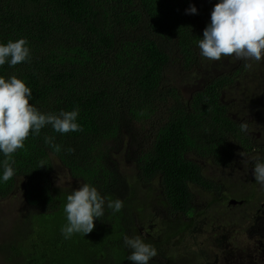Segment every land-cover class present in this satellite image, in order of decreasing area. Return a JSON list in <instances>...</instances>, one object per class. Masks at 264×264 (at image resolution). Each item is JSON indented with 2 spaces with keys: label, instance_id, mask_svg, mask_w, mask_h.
Instances as JSON below:
<instances>
[{
  "label": "trees",
  "instance_id": "16d2710c",
  "mask_svg": "<svg viewBox=\"0 0 264 264\" xmlns=\"http://www.w3.org/2000/svg\"><path fill=\"white\" fill-rule=\"evenodd\" d=\"M217 2L0 0V42L26 38L31 50L30 61L15 67L6 63L0 67V75H16L24 80L32 89L30 103L41 112L58 114L60 110L79 108L78 123L82 127V131L61 134L48 125L39 135L30 133L24 148L12 156L14 177L0 182V198L17 186L23 189L30 211L21 227L27 234L35 228L37 238L42 240L38 246L32 244L24 264H133L127 260L132 250L124 245L125 235H139L158 253L167 249L177 234L182 235L193 226L191 219H178L176 230L167 233L164 242L156 228L140 227L141 215L148 217L143 219L147 223L155 216L154 211L146 215L147 204L141 197L142 207L134 209L131 202L137 196L135 185L147 188L146 193L156 188L157 195H152L159 205L163 189L165 202L173 213L192 209V185L199 192L218 195L222 187L218 188L213 179L218 174L224 178L225 171L213 176L202 173L199 163L187 159L186 153L196 151L201 157L210 158L214 166L227 164L233 154L232 143L244 138L233 117L239 113L235 105L220 99L223 82L218 77L210 78L189 96L181 88L185 81L198 84L212 71L236 79L231 72L242 69L241 64L237 69H222L221 62L234 56L210 61L200 55L198 41ZM190 4L197 7L198 14L185 13ZM211 64L216 65L211 68ZM172 66L178 70L175 81L168 77ZM156 113L160 115L158 122L144 135V139L151 137L150 145L135 150L136 136L127 142L121 158L133 164L135 177L127 176L112 154L122 142L121 136L129 134L131 123L148 121ZM53 157L80 186H95L106 204L108 200H122V210L113 214L105 205V214L94 221L91 233H77L65 239L61 233L67 223L64 206L67 196L76 189L54 185ZM4 160L0 154V173ZM211 207L217 212L212 219L216 227L235 216L226 209L217 211L218 205ZM137 212L141 214L139 220L134 217ZM50 219L47 235L51 237L45 238L37 222ZM22 228L18 233L26 237ZM248 235L229 237L222 246H231L237 255L240 246L251 241ZM81 246L87 251L86 257H72L75 250L82 252ZM21 247L25 250L23 244ZM155 257L150 264H163ZM223 259L224 264H237L231 257ZM197 264H213L212 257Z\"/></svg>",
  "mask_w": 264,
  "mask_h": 264
},
{
  "label": "clouds",
  "instance_id": "9594fccd",
  "mask_svg": "<svg viewBox=\"0 0 264 264\" xmlns=\"http://www.w3.org/2000/svg\"><path fill=\"white\" fill-rule=\"evenodd\" d=\"M185 13L198 14V9L190 4ZM198 48L201 57L210 61L234 56L233 59L223 61L232 63L235 58L238 59L242 69L234 75L237 80H244V69L250 72L254 64H258L256 62L264 61V0H218L211 12V21L198 41ZM30 59L31 50L26 38L0 42V67L6 63L9 67H15ZM239 71H243L242 74L238 75ZM32 98V89L24 80L16 75L8 78L0 75V154L5 157L0 182H7L14 177L16 170L12 156L17 150L24 148L30 133L39 135L41 129L48 125L61 134L82 131L78 123L79 108L71 111L60 110L58 114L44 113L30 103ZM241 130L247 131L246 123L241 124ZM56 150H60L59 146H56ZM186 156L187 159L190 158L189 152ZM252 174L255 181L264 184V159L254 161ZM105 205L115 214L122 210L123 201L117 198L108 200L106 204L105 197L95 186L88 183L73 190L67 196L64 206L67 221L61 228L64 238L70 239L77 233L83 236L91 233L95 227L94 221L104 216ZM124 245L132 250L127 260L133 264H150L157 255V249L139 235H125Z\"/></svg>",
  "mask_w": 264,
  "mask_h": 264
},
{
  "label": "flooded vegetation",
  "instance_id": "af4514ba",
  "mask_svg": "<svg viewBox=\"0 0 264 264\" xmlns=\"http://www.w3.org/2000/svg\"><path fill=\"white\" fill-rule=\"evenodd\" d=\"M221 64L223 70L237 69L240 65L239 61L233 67H231L233 62L222 61ZM215 65L211 64L210 67L214 68ZM244 70L243 76H248L244 80L232 79L216 71L207 74L205 80H198L199 87H204L210 78H220L223 82L219 89L220 99L224 103L228 102L235 105L239 113V115L234 114L233 117L237 119L239 130L244 138L240 140V143H232L233 154L227 164L220 167L214 166L209 162L211 161L210 158L201 157L196 151L189 152V157L202 167V173L213 176L218 171H225L224 178L223 174H218L213 179L215 183H218V188L222 187V189H220L218 195L217 193L208 195V191L207 193L205 191L199 192L192 185V209L187 212L174 213L171 211L169 204L165 202L163 189H160V210L165 215L166 225H172L171 228H167L170 231L176 230L174 226L178 219H191L193 226H196V222L202 218L203 221L211 220V223H213L212 219L217 212H213L212 205L219 206L217 211L219 209L233 211L238 224L237 227L234 226L230 229L231 233H234L236 229L244 228L249 222H251L254 230L253 234L249 233L248 235L251 242H246L238 249L236 263L264 264V189L261 188L260 183L255 181L252 174L254 161L264 158V64H254L250 72L247 69ZM234 73L231 72V74ZM242 123L247 124V131L241 130ZM144 142L143 147L147 148L151 143V137L144 139ZM258 192H261L263 196L259 197ZM202 194L208 200L200 201L198 197ZM227 226L228 222H225L216 228L227 231Z\"/></svg>",
  "mask_w": 264,
  "mask_h": 264
},
{
  "label": "rangeland",
  "instance_id": "374dc122",
  "mask_svg": "<svg viewBox=\"0 0 264 264\" xmlns=\"http://www.w3.org/2000/svg\"><path fill=\"white\" fill-rule=\"evenodd\" d=\"M237 63L238 59L235 58L231 67L236 66ZM256 63L262 65L264 64V61ZM255 71L257 72V69ZM177 74L178 70L175 66L169 68L168 77L171 81H175ZM192 85L193 84L191 81H185L182 83L181 88L183 91L188 93L191 90ZM159 117V113H156L153 114L148 119V121L131 123L129 127V134L126 132L121 136L122 142L117 144V147L112 154L113 158H111L115 160L119 169L124 174H127V176L135 177V167L133 164L128 162L127 159L124 160L121 158L123 151H125V148L127 147L128 140L131 139L132 136H136L138 143L133 146V148L135 150L142 148L145 143L144 135L148 133V130L152 124L158 122ZM53 162V171L51 177L54 185L70 189H78L80 187L79 181L70 176L68 170L61 165L56 157H53ZM220 172L222 171H218V173ZM155 184L156 183H154V185ZM261 188L264 189V184H261ZM134 191L137 193L136 198H134V201L131 202L135 207L134 209L140 210L142 207L141 203L144 201L147 204V209L145 212L146 215H149L152 213V211H154L153 215L155 216L154 218L149 216V218L152 219L149 223H147L143 222V219L147 220L148 217H144L139 212H137V215L134 217H137L139 220V216L141 215L142 218L139 226L143 228L145 225H150L151 227L156 228L158 230L160 239L164 242L166 238L164 236L167 233H170V230L167 229L166 222L164 221L165 215L161 212L160 205L157 203V200L154 199V196L155 194L157 195L158 190L154 188L153 190L149 191V193H146L148 191L147 188H144L141 185H135ZM257 195L259 197L263 196L261 192H258ZM140 197L142 198V201L139 199ZM205 200H208L206 196L200 199V201ZM26 209H28V207L24 199L23 189L20 186H17L15 190L8 196L0 198V264L26 263V260L31 254L30 248L32 247V244L38 246L39 241H42L40 238H37V232L35 228L32 227L31 233L27 234L24 231L25 228L21 227L24 219L27 218V215L30 211V209H28L26 212ZM48 217L49 216L46 215V218ZM51 219L49 221H43L42 223L40 221L37 222L38 230L41 233H44L45 238L51 237L50 235H47L51 226ZM32 223L36 222L33 221ZM237 224V219L231 218L228 222V230L226 231L223 229L224 231H222L219 230V228H216V226L211 223V220L203 221V218L199 219V221L196 222V226H193L191 229H187L182 235L177 234L176 238H173V241L169 243L167 249L165 248L166 250L163 249L158 252L159 254L157 253V257L162 261L163 264H197L196 262L205 263L206 261L210 260V257H212L213 264H224L225 261L223 258L226 259L231 257L233 260H236V253L233 248L229 245H226L223 248V241L228 242L229 237L244 238L247 234L254 233L251 222H249V224L244 228L236 229L234 233H231L230 229L234 228V226L237 227ZM20 228H22L21 231L22 233H25L26 237L20 236L18 233ZM21 244H23V247L25 250H27V252L21 247ZM81 249L82 252L79 251V249L75 250L72 253V257L79 259L86 257L87 251L84 250L82 246ZM47 255L49 256V252H47ZM156 264H159V262Z\"/></svg>",
  "mask_w": 264,
  "mask_h": 264
},
{
  "label": "water",
  "instance_id": "95a60500",
  "mask_svg": "<svg viewBox=\"0 0 264 264\" xmlns=\"http://www.w3.org/2000/svg\"><path fill=\"white\" fill-rule=\"evenodd\" d=\"M198 88H199V84L192 85L191 90H190L188 93H186V92L184 91V93L187 94V96H189L194 90H196V89H198Z\"/></svg>",
  "mask_w": 264,
  "mask_h": 264
}]
</instances>
